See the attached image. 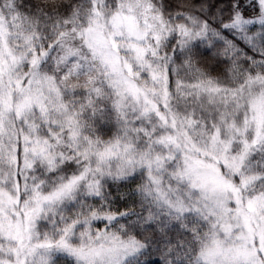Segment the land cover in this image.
Listing matches in <instances>:
<instances>
[{
	"label": "snow or ice",
	"instance_id": "6c2138e0",
	"mask_svg": "<svg viewBox=\"0 0 264 264\" xmlns=\"http://www.w3.org/2000/svg\"><path fill=\"white\" fill-rule=\"evenodd\" d=\"M0 264H264V0H0Z\"/></svg>",
	"mask_w": 264,
	"mask_h": 264
}]
</instances>
